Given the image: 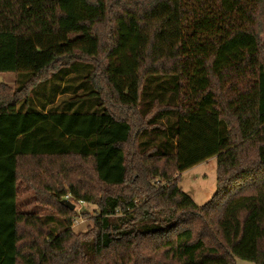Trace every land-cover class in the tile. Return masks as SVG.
I'll return each instance as SVG.
<instances>
[{
    "label": "trees",
    "instance_id": "16d2710c",
    "mask_svg": "<svg viewBox=\"0 0 264 264\" xmlns=\"http://www.w3.org/2000/svg\"><path fill=\"white\" fill-rule=\"evenodd\" d=\"M263 34L264 0H0V264H264Z\"/></svg>",
    "mask_w": 264,
    "mask_h": 264
},
{
    "label": "rangeland",
    "instance_id": "374dc122",
    "mask_svg": "<svg viewBox=\"0 0 264 264\" xmlns=\"http://www.w3.org/2000/svg\"><path fill=\"white\" fill-rule=\"evenodd\" d=\"M264 40V34L262 36ZM6 83L11 87L16 86V75L14 73H0V83ZM217 159L216 156L208 158L195 166L181 172L179 185L198 205L202 206L212 198L217 190ZM69 200L75 204V210L78 214L72 224L75 232H85L93 225L92 216L96 215L97 208L93 204L84 201H78L69 197ZM20 207L26 210H33L40 213H51L50 208H44L34 201L26 190L21 188L19 192ZM87 214V216L85 215ZM237 264H254V262L237 258Z\"/></svg>",
    "mask_w": 264,
    "mask_h": 264
},
{
    "label": "water",
    "instance_id": "95a60500",
    "mask_svg": "<svg viewBox=\"0 0 264 264\" xmlns=\"http://www.w3.org/2000/svg\"><path fill=\"white\" fill-rule=\"evenodd\" d=\"M62 202L70 209H75V204L71 202V200H69L68 198H65Z\"/></svg>",
    "mask_w": 264,
    "mask_h": 264
},
{
    "label": "built area",
    "instance_id": "2783aa9c",
    "mask_svg": "<svg viewBox=\"0 0 264 264\" xmlns=\"http://www.w3.org/2000/svg\"><path fill=\"white\" fill-rule=\"evenodd\" d=\"M65 198H69V196H66Z\"/></svg>",
    "mask_w": 264,
    "mask_h": 264
}]
</instances>
